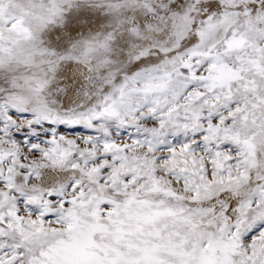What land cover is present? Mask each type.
<instances>
[{"label":"snow or ice","instance_id":"obj_1","mask_svg":"<svg viewBox=\"0 0 264 264\" xmlns=\"http://www.w3.org/2000/svg\"><path fill=\"white\" fill-rule=\"evenodd\" d=\"M0 264H264V0H0Z\"/></svg>","mask_w":264,"mask_h":264}]
</instances>
